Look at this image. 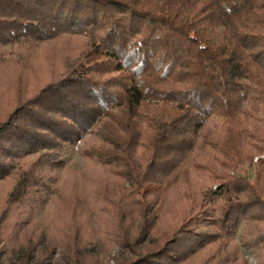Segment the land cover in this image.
<instances>
[{"label": "trees", "instance_id": "obj_1", "mask_svg": "<svg viewBox=\"0 0 264 264\" xmlns=\"http://www.w3.org/2000/svg\"><path fill=\"white\" fill-rule=\"evenodd\" d=\"M0 73L11 100L0 178L17 157L40 153L17 168L12 203L56 195L64 161L54 141L89 130L101 141L87 154L130 185L123 196L138 205L141 242L194 179L172 235L131 264L240 254L235 231L255 205L247 192L263 209L264 196L226 170L264 149V0H0ZM129 218L122 212L119 224Z\"/></svg>", "mask_w": 264, "mask_h": 264}, {"label": "rangeland", "instance_id": "obj_2", "mask_svg": "<svg viewBox=\"0 0 264 264\" xmlns=\"http://www.w3.org/2000/svg\"><path fill=\"white\" fill-rule=\"evenodd\" d=\"M2 93L0 86V119L11 108V100L2 97ZM100 141L89 130L76 141L55 140L53 148L64 161L63 166L56 168L57 181L52 182V191L57 193H42L32 202L12 203L9 194L15 185L17 168L40 153L14 160L18 162L17 168L0 178V264H73L78 258L81 264H131L148 247L159 245L172 235L177 207L181 211L183 206L182 191L192 188L194 179L178 186L165 200L149 238L141 242L136 239L138 205L129 196H123L129 183L109 168L99 166L87 154ZM251 150L252 159L240 168H228L226 173L229 178L250 179L255 185L254 194L264 196V149ZM219 185L214 183L212 190H218ZM215 195L213 206L217 201ZM247 195L248 199H255V205L247 213L252 218H242L235 231L240 254L225 257L231 248L201 249L202 254L194 252L186 264H264V209L251 191ZM120 196L128 199L127 208L116 204ZM122 212L130 216L123 226L119 224Z\"/></svg>", "mask_w": 264, "mask_h": 264}]
</instances>
